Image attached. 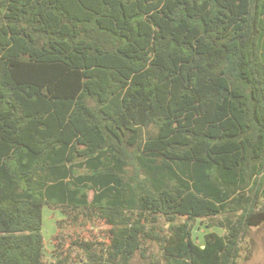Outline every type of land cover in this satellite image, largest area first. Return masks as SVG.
<instances>
[{"label": "trees", "instance_id": "trees-1", "mask_svg": "<svg viewBox=\"0 0 264 264\" xmlns=\"http://www.w3.org/2000/svg\"><path fill=\"white\" fill-rule=\"evenodd\" d=\"M263 224L264 0H0V264H241Z\"/></svg>", "mask_w": 264, "mask_h": 264}, {"label": "rangeland", "instance_id": "rangeland-1", "mask_svg": "<svg viewBox=\"0 0 264 264\" xmlns=\"http://www.w3.org/2000/svg\"><path fill=\"white\" fill-rule=\"evenodd\" d=\"M61 217L62 214L59 210L51 209L48 206L44 208L43 233L49 249L53 248L51 238L57 230V220ZM207 224H209L208 220H199L194 225V235L198 241H203V235L206 233V231L214 229L209 228ZM87 230L88 228L83 230L81 229L82 233ZM69 231L75 232V230L72 231V228L70 227H66L64 229L65 233H69ZM247 245L249 247V253L247 252L248 258L243 259L241 264H264V224L252 230L251 236L249 238V244ZM49 254L50 253L48 252V255Z\"/></svg>", "mask_w": 264, "mask_h": 264}]
</instances>
